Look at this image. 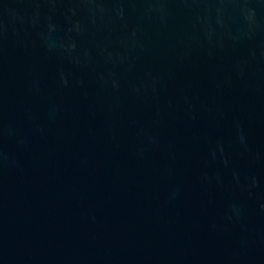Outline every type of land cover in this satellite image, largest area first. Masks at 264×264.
Wrapping results in <instances>:
<instances>
[{
	"label": "water",
	"instance_id": "water-1",
	"mask_svg": "<svg viewBox=\"0 0 264 264\" xmlns=\"http://www.w3.org/2000/svg\"><path fill=\"white\" fill-rule=\"evenodd\" d=\"M0 264H264V0H0Z\"/></svg>",
	"mask_w": 264,
	"mask_h": 264
}]
</instances>
